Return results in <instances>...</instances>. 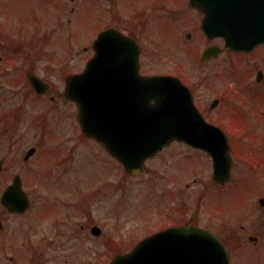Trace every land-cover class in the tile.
Wrapping results in <instances>:
<instances>
[{"label": "flooded vegetation", "instance_id": "1", "mask_svg": "<svg viewBox=\"0 0 264 264\" xmlns=\"http://www.w3.org/2000/svg\"><path fill=\"white\" fill-rule=\"evenodd\" d=\"M84 2L85 0H0V240L24 239L28 245L33 240L30 229L28 230V226L30 228L34 224L33 213L38 216L37 223L44 221V213L41 219L39 212L42 206L51 204L57 212L44 221L46 234L40 241L41 264L45 263L48 249L58 243L62 236L69 242L82 241L88 248L90 242L101 248L99 254L89 249L80 255L73 246L69 247L64 251L68 255L64 264H96L98 256L113 258L127 253L134 247V243L145 237L136 234V227L128 226L129 218L108 216L110 218L107 219L113 218L117 222L111 224L110 234L107 233V226L106 231L104 225L97 222L96 218H100L94 214L97 205L96 190L97 187L100 190L106 188L102 183L109 181L108 169L102 178L99 177L100 185L96 184L97 173L91 169V182L87 187H81L79 182L73 181L68 175L73 168L77 169V164L73 162L78 156L85 158L92 155L95 159H112L105 147L95 138L83 133L78 122L74 120L75 102L65 101L62 97V82H65L69 74L81 71V55L79 51L75 52L80 43L78 39L69 44L54 40L76 31L74 22L82 15L81 7ZM90 4L96 8L92 35H97L106 28H117L138 40L141 44L140 72L180 76L191 87L196 104L208 121L226 130L230 126L228 120L231 113L236 110L244 111L239 113H245L252 119L247 131L238 126L234 127L238 131L234 139L227 132L232 145L233 165L232 177L223 185L210 180L213 169H189V157L198 152L209 156L206 152L182 141H173L168 146L170 170L161 173L165 174L162 178H166V182L171 185L164 186V182L159 179L156 186L159 191L157 204L163 206L162 209L159 208L158 217L164 220L157 230L163 226L165 228L167 224L191 223L203 226L221 237L228 245L232 264H264V202H261L264 188L253 190L255 199L248 219L246 216L240 217V205L235 208L234 219L225 218V194L246 181L243 176L242 179L236 177L238 174L249 173L254 184L264 185V103L258 99V96L264 94L256 89L257 85L264 87V44L249 52L225 49L222 37L208 35V31H215L212 22L218 20V9L213 14L210 13L205 0H90ZM186 13H189L188 17H185ZM146 14L147 17L155 18L146 22ZM204 20L208 26L207 35L203 31ZM179 21H182L180 26L174 27L177 28L178 36L187 35L186 40L195 42L196 38L187 34L190 29L203 36L201 43L198 42L201 48L198 51L197 64L185 58L183 49L173 46L167 31H154L161 25L168 29ZM145 28L148 36L144 41ZM49 45L60 50L61 57H65V62L60 64L61 68L52 61L44 67V51L49 50ZM210 48L214 49L202 57V53ZM85 50L88 51L89 48L85 47ZM176 53L181 54L180 58ZM93 54L91 47V56ZM235 54L237 63L248 58L250 67L248 71H242L243 76L239 74L241 80L237 82L241 105L232 107L228 103L232 99V93L224 90L220 74L222 69L219 67L221 62L232 60ZM56 55L59 53L53 52L52 58ZM68 56H71L74 64L72 69L66 70L62 65L70 67ZM158 58L174 63V68L156 69L151 60L158 63ZM196 71L198 74H195ZM34 76L50 83V88L45 92H38L33 86ZM130 78L138 80L135 74ZM57 81L59 84H56ZM202 90L210 93L212 98L201 94ZM224 91V94L217 96ZM68 115L69 119L74 120L73 123L64 121V116ZM50 140L63 144L58 145V151L54 150L58 155L54 170L56 173L60 166L62 170L57 177L61 182L69 181L67 188L57 191L67 197L61 201L47 199L38 204L35 195L56 191L51 185L52 189L49 185L44 186V175L45 178L48 177L44 169V144ZM81 146L88 149L80 151ZM193 177L191 184L189 180ZM9 188L14 190L15 205L22 210L12 211L3 205L2 196ZM86 192L90 194L87 197L74 195ZM18 193H22L29 200L27 205L23 202L24 196L18 197ZM194 195L202 202L194 201ZM81 198L87 199L83 211L80 210L81 201L74 200ZM165 200H168V204ZM111 207L113 214L123 209L120 203H112ZM80 216H83V221H78ZM109 221L103 220L104 223ZM11 251L12 246L9 250H2L5 261L9 264H23L14 256L9 257ZM81 257L85 259L83 263ZM26 258L33 263L36 259L34 251L27 250Z\"/></svg>", "mask_w": 264, "mask_h": 264}, {"label": "water", "instance_id": "2", "mask_svg": "<svg viewBox=\"0 0 264 264\" xmlns=\"http://www.w3.org/2000/svg\"><path fill=\"white\" fill-rule=\"evenodd\" d=\"M232 1L233 15L224 8L226 9L224 34L229 45L235 48L249 47L264 41V0H224L225 3ZM106 37V33L101 34L99 41L105 42ZM106 58V47L98 46L97 61L104 64ZM91 69L92 65L88 64L84 73L71 76L67 91L71 98L80 103L79 119L84 130L108 143L118 157L130 159L134 152H140L144 156L154 154L173 138L186 139L197 145L204 144L202 146L206 148L211 147V143L201 136L202 128L194 124L196 116L189 107L192 105V94L179 80L160 75L143 77V82H140L143 91H140V96L136 95L134 99H130L135 100L134 106L125 102L126 97L122 94L120 98L109 97L113 100V105H110L108 102L110 99H107L108 86L109 90L111 89L109 82L106 79L92 78ZM119 81L118 84L122 82ZM96 90L99 92L95 94ZM129 90L133 93L137 88L131 87ZM116 102L119 105L115 104ZM124 122L131 126L138 122L142 127L139 135L134 136L129 132V128L119 126ZM203 129L207 130L205 127ZM130 131L137 132V130ZM131 136L135 139L130 141ZM223 145L227 147L226 142ZM126 149L128 155L124 156L122 152L126 155ZM192 235L194 238L202 239L199 244H196L198 238L188 241L192 245V248L189 246L192 250L187 254L188 258H184L188 263L209 264L210 261L215 260L214 264H229L225 255L226 250L222 245L218 246L217 253L212 252L208 246L204 247L203 251L197 252L198 248L205 245L204 236L195 230ZM164 236L166 235L140 243L132 254L117 258L112 264H174V259L169 256V240Z\"/></svg>", "mask_w": 264, "mask_h": 264}, {"label": "rangeland", "instance_id": "3", "mask_svg": "<svg viewBox=\"0 0 264 264\" xmlns=\"http://www.w3.org/2000/svg\"><path fill=\"white\" fill-rule=\"evenodd\" d=\"M82 10V15L77 18V21H75L74 23L76 24V31L70 32L71 35L69 34H65L64 36L62 35V37L60 36L61 39H55L54 41H58V42H63L65 41V44H69L71 42H74L76 39H82V38H88L90 35H92V27L94 26V16L96 13H94V11L96 10V8L90 4V0H85L83 6L81 7ZM189 13L185 14V17H188ZM146 18V22H150L152 21L155 17H147V14L145 15ZM159 18H156V20H158ZM182 23V21L179 22H175L173 23L168 29H165L164 25L159 26L158 28L156 27L154 29V31L157 33V31L159 30L160 32L163 33H167L170 34L171 40H172V44L175 48L177 49H183L184 54H185V58L188 59L189 61L193 62L194 64H197V55H198V51L200 50L201 46L199 45L198 42L201 43L202 41V34L197 33L196 31H194L193 29H190V31L187 32V34L189 35H193L195 39L194 41H189L186 40V36H178L177 35V28L174 27H179L180 24ZM68 32V31H67ZM146 36H148L147 33V28L144 29V33H143V40L145 41ZM49 50L46 49L45 55H44V67L45 64H50L51 61L54 62L56 64L57 67L61 68L60 64L63 63L62 61L64 60V56L61 57V52L60 50L54 49L53 46L49 45ZM58 52L59 55H56L54 58H52V53L53 52ZM62 51V50H61ZM166 56L170 57L171 59H175L174 57L165 54ZM176 56H178L180 58L181 54L180 53H176ZM165 57V56H164ZM226 57V56H225ZM234 57H236V54L234 55ZM52 59V60H51ZM158 63L155 61L154 59L151 60L152 63H154L153 65H156L155 68H160L162 70H170L173 67L174 68V63H168L167 61L164 60V58H158ZM177 60V59H175ZM158 65V66H157ZM236 63L234 65H232V63L229 62H221L219 67L220 69H222V71H224L227 74H229V72H227L229 69H231V72L233 69H236ZM233 68V69H232ZM241 75L243 76L244 73L242 71H240ZM195 74H198V72L196 71ZM221 74V73H220ZM57 83L59 84V81H57ZM228 86H231L235 83H225ZM256 89L260 92H262V94H264V87L263 86H256ZM201 94H205L209 97V99H211V94L205 91H201ZM258 99L260 102L264 103V95L263 96H258ZM239 112H244L242 110H236L233 113H231L230 119L228 120V123L231 127H235L238 126L241 130L243 131H247L250 127L251 121L252 119L250 117H248L245 113L240 114ZM59 116V115H58ZM75 120V118H74ZM73 119H69V115L68 116H64V121L68 122V123H73L74 121ZM50 144L49 143H45L44 144V169L47 171V175L48 177L45 178L44 175V186H52L55 187V189H65L67 188L66 186H68L69 181H62L60 182V178L57 177V175L60 174V170H62L60 168V166H58V170L55 173L54 170V166H55V162L57 161L58 155L57 152L59 150L58 145H62L61 143H53L54 141L50 140ZM88 148L85 146H81L80 151L81 150H87ZM56 150V151H54ZM79 151V153H80ZM101 159V160H100ZM187 160V159H186ZM190 168L189 169H193L194 170H200L203 171L204 169H207L206 166H208L207 161L205 160V158L203 156L197 155L196 157L190 158ZM74 164H77V169L73 168L72 172H70L68 175L70 178H73V181L75 182H79L81 187L83 186H90V182H91V169L94 170V172H96L97 176H96V181L99 179V177H103V174L106 173V170L110 168V162H108L104 159V158H100L97 157L96 159L92 156V155H88L87 157H82V156H78L76 157L75 161L73 162ZM163 166H161L160 164L156 163L154 168H152V170H150L149 172L145 173L146 175H144V177L142 178H137L134 180H130L129 181V187L132 189V191L134 193H137L136 195L139 196L141 195L140 193L145 191L146 195L154 197V191H155V187L157 186V184L154 183V181H156V178L153 179L154 175V171L157 170H166L169 168V159L162 161L161 162ZM49 167V170H47V167ZM53 171V172H51ZM114 172V170H113ZM242 174L244 175V172H242ZM156 176H158V172L155 173ZM93 176H95V174H93ZM245 178L247 179V181L242 182L238 187H235L233 189H231L229 191L228 196L225 194V198H228V201L226 203V206L229 209H234L236 206L240 205L242 208H248L247 206H249L246 203V199H247V194L248 192H253V190L257 191L258 189L264 188V185H258V184H254L252 182V175L247 173L244 175ZM90 177V178H89ZM164 181H166V178H163ZM152 182V185L150 184ZM149 185H151V188H149ZM165 185H171V184H165ZM50 186V189H52V187ZM149 188V189H148ZM150 190V192L148 191ZM45 191V190H44ZM57 191H48V194L44 193V194H40V197L38 194L35 195L36 196V201L39 203L41 202H45L47 201V199H55L59 200L62 199L67 196H64L63 194L59 193L56 194ZM83 192V191H82ZM106 192H108V194H105ZM114 190L111 188H108V190L106 188L101 189L100 187H97L96 190V195L97 198L100 200H96V211H95V215L97 214L100 219L96 218L98 223H101L104 225L105 229L106 226L108 228V232H110V229L112 228L111 224H117V222L113 219L112 221H109L111 219H107L110 218L108 216L113 217V211H112V203H116L118 202H125V201H135L134 203H132L131 205L134 207L135 211L143 214V217L147 216L148 214L151 215V210L153 209V204L152 202H154L156 199L154 200H150L149 198H141L140 200L136 201V198L134 196H131L128 192L124 191H119L118 193H114ZM81 197H86L85 195H88L89 192L86 193H80ZM112 194V195H110ZM46 195H48L47 198ZM70 196H73V194H71ZM106 197V198H105ZM124 199V201H123ZM250 201H253L254 198L251 197L249 199ZM80 210L83 211L84 208V204L87 203V199H80ZM152 201V202H151ZM37 204V205H38ZM111 207V208H110ZM144 211L140 212V211ZM125 211V209H124ZM123 211V212H124ZM57 211L54 210V206H52L51 204L48 205H44L42 206L40 212H39V217L42 219V213H44V221L49 220L51 217H53L54 213H56ZM226 213H229L230 211H225ZM145 213H148L145 215ZM243 214L240 213V217ZM119 216V215H117ZM157 216V212L154 213L153 218ZM228 216V214H226V217ZM120 217V216H119ZM229 217H233L232 215H229ZM235 218V217H234ZM243 218V217H242ZM248 219V217H247ZM32 220H33V225L32 227L29 228L28 226V230L30 229V234L32 236V241L26 245V240L24 239H17L13 241L10 240H6V241H1L0 240V264H9V262L5 261V257L1 254L3 247H7V249H9L11 246L13 248V251H11V255L9 256L11 257H15L16 259H18L19 262L23 263V264H41L42 262V254L40 253V249H42V244L38 243L40 241H42L44 239V235L46 234V229L44 228V221H39L37 223L38 220V216L36 213H33L32 215ZM103 220L105 221H109V222H103ZM158 219H156L157 221ZM243 220V219H242ZM78 221H83V216H80V218L78 219ZM155 222V221H153ZM107 231V229H106ZM110 234V233H109ZM66 237L62 236L60 237V239H58V243L54 244L53 247H50L48 250V253L46 254V258H45V263L44 264H64L65 259L68 257V255L66 253H64L65 250H68L69 247H74L75 250H77L78 252H80V255H83L85 252H87L89 249L93 250L94 252H96L97 254L101 253L100 252V247L99 245H94L93 243L90 242V248H88L87 244L82 242V241H74V242H69L65 240ZM66 241V244L63 245ZM77 243H78V247H77ZM79 248V249H78ZM246 249L248 248V246L246 245L245 247ZM27 250H33L34 251V257L36 258L34 260L33 263H30L31 260L26 258V251ZM28 255H30V253H27ZM108 257H97L96 258V262L98 261L99 263L103 264L106 260H108ZM85 259L83 257H81V262L83 263ZM68 264V263H67Z\"/></svg>", "mask_w": 264, "mask_h": 264}]
</instances>
